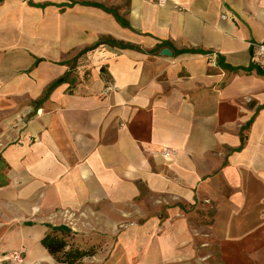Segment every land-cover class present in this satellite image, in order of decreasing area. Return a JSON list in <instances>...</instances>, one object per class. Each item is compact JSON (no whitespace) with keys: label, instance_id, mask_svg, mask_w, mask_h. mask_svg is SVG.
Masks as SVG:
<instances>
[{"label":"crops","instance_id":"obj_1","mask_svg":"<svg viewBox=\"0 0 264 264\" xmlns=\"http://www.w3.org/2000/svg\"><path fill=\"white\" fill-rule=\"evenodd\" d=\"M263 39L264 0H0L12 250L55 262L39 240L65 224L118 235L84 264H264Z\"/></svg>","mask_w":264,"mask_h":264},{"label":"trees","instance_id":"obj_2","mask_svg":"<svg viewBox=\"0 0 264 264\" xmlns=\"http://www.w3.org/2000/svg\"><path fill=\"white\" fill-rule=\"evenodd\" d=\"M126 25L125 22L121 21ZM104 40V41H103ZM94 46L84 49L80 53L95 48L97 45L107 42L111 45H117V42L110 38H103ZM61 81V78L54 81L51 85H55ZM30 224V222H26ZM47 230L40 238V244L48 251L54 260L61 264H84L82 259L87 256H92L100 247L99 244L89 243L78 236V233L72 231L65 224L51 225L47 224Z\"/></svg>","mask_w":264,"mask_h":264},{"label":"rangeland","instance_id":"obj_3","mask_svg":"<svg viewBox=\"0 0 264 264\" xmlns=\"http://www.w3.org/2000/svg\"><path fill=\"white\" fill-rule=\"evenodd\" d=\"M5 170L6 169H5L4 164H2L0 162V175L3 174V172ZM1 181H2V178H0V183H1ZM146 209L147 210L145 212H146L147 215L153 213L150 210V207L148 205H146ZM197 213L198 214L201 213L202 215H204L207 212L202 211V212H197ZM126 214H127V218L128 219H130V220L134 219V215H133V213L131 211H126ZM0 215H1V213H0ZM23 222H24V220L22 218H19V217H15V218L10 219L9 221H7L6 218H4L3 216L2 217L0 216V264H29L27 262V259L24 258V254H23V252L21 250H17V249L12 250L14 247H16L18 240L10 239V238L4 239V234H5L6 229H8L10 227L17 226V225L24 224ZM119 229H120V232L123 233L124 230L129 229V227L121 226ZM78 236L82 237L83 240H86V241H89V239L91 238L90 239L91 242H89V243H97V242H99V240H101V241L105 240V242H106L107 240H109L110 242L105 244L106 245L105 250L109 251V254H110V252L116 254L117 251H118V248H119L118 247V235H113V236H109V237L108 236L103 237L102 235L93 234V233L92 234H90V233H78ZM98 237H100V238H98ZM100 244H102V243L100 242L99 245ZM193 245L195 247V249H194L195 251L194 252L198 253L200 250H202L199 247L198 243H195ZM207 247L208 246H206L205 249H208ZM152 250H154V249H152ZM14 252H17L19 254L18 258H14V256H13ZM110 259L111 258L108 255V258H105V261L102 262L101 257L98 258L97 256H95V257H89V259H87V262H89L88 260H91L89 262L90 264H107ZM212 259L214 260V258H212ZM114 261L117 262V260H114ZM130 262L132 264H136V260L134 258ZM32 264H58V262H56V261L55 262L52 261L51 263H49V262H35V263H32ZM59 264H61V263H59Z\"/></svg>","mask_w":264,"mask_h":264},{"label":"built area","instance_id":"obj_4","mask_svg":"<svg viewBox=\"0 0 264 264\" xmlns=\"http://www.w3.org/2000/svg\"><path fill=\"white\" fill-rule=\"evenodd\" d=\"M165 0H157V3H162ZM224 17V16H223ZM248 49L250 52L251 62L264 70V39L261 41H249ZM14 258H18L19 254L17 252L13 253Z\"/></svg>","mask_w":264,"mask_h":264},{"label":"water","instance_id":"obj_5","mask_svg":"<svg viewBox=\"0 0 264 264\" xmlns=\"http://www.w3.org/2000/svg\"><path fill=\"white\" fill-rule=\"evenodd\" d=\"M161 53H162V54H169V53H170V50H169L168 48H163V49L161 50Z\"/></svg>","mask_w":264,"mask_h":264}]
</instances>
